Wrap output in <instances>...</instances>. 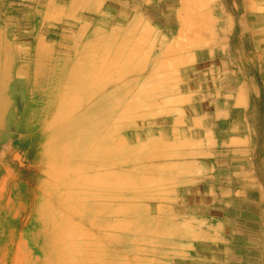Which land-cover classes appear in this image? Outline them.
Instances as JSON below:
<instances>
[{
	"label": "rangeland",
	"instance_id": "rangeland-1",
	"mask_svg": "<svg viewBox=\"0 0 264 264\" xmlns=\"http://www.w3.org/2000/svg\"><path fill=\"white\" fill-rule=\"evenodd\" d=\"M3 71L0 264H264V0H0ZM72 79L103 97L93 116ZM102 122L110 161L76 164V133L99 143ZM94 174L99 197L114 191L112 229L77 214L107 200L75 183ZM47 230L86 244L48 258Z\"/></svg>",
	"mask_w": 264,
	"mask_h": 264
},
{
	"label": "bare ground",
	"instance_id": "bare-ground-1",
	"mask_svg": "<svg viewBox=\"0 0 264 264\" xmlns=\"http://www.w3.org/2000/svg\"><path fill=\"white\" fill-rule=\"evenodd\" d=\"M126 50V49H125ZM98 52V51H97ZM114 54H113V57L114 58H116V56L117 55H119L120 53H119V50H117V48H116V50L113 52ZM58 67V66H57ZM57 67L55 68V70H57ZM85 70V69H84ZM84 72V71H83ZM84 75H85V73H84ZM53 79V78H52ZM57 80V79H56ZM72 80H74V88L72 89V91L70 90L69 92H70V94L68 95L69 96V98L70 97H74L76 100H82L83 98H85L84 99V101L88 98V97H90V98H92L91 100H90V102L92 101V100H94L92 103L93 104H90L89 105V107H87L84 111H83V115L81 116L82 118L83 117H88V116H93L96 112H97V108H96V105L98 106L99 105V103L100 104H102L103 103V97L102 98H100V97H96L95 96V93L93 92V90H89L88 92L85 90V87L80 83V80L79 79H77V80H79V81H77L76 79H72ZM14 82V81H13ZM54 82V81H53ZM72 83H73V81H72ZM13 84V83H12ZM15 84H17V83H15ZM109 84V83H108ZM107 84V85H108ZM14 86H16V88H13V86H12V88L13 89H16V91H18L19 90V88L20 87H22L21 86V82H19V84H18V86L17 85H14ZM124 86V85H123ZM127 86H129V82L128 83H126V86L125 87H127ZM129 88V87H128ZM49 89V88H48ZM102 90V89H101ZM13 91V90H12ZM91 91V92H90ZM105 91V90H104ZM44 92V94H42L43 96L45 95V97H47L48 96V90L45 88V90L43 91ZM106 92V91H105ZM113 92V91H112ZM25 93V92H24ZM89 93V94H88ZM98 93V92H97ZM114 93V92H113ZM88 94V95H87ZM100 94V93H99ZM105 94V93H104ZM109 94V93H108ZM108 94H106V95H108ZM98 95V94H97ZM110 95V94H109ZM51 96V95H50ZM88 96V97H87ZM96 98H95V97ZM52 97V96H51ZM115 97V96H114ZM44 97H42V96H40V98L38 99V101L40 102V101H42L43 102V100H45V99H43ZM117 98H119V97H117ZM19 101H21V98H19ZM47 102V101H46ZM89 102V103H90ZM241 102V101H240ZM45 103V102H44ZM118 104V103H117ZM31 106L32 107H30V109H32V111H33V113H32V124H28V122H27V119L25 118V116H24V120H25V128H28L29 130L31 129V130H36V128L38 127V122H36V119H37V117H38V115H37V113L38 112H36V109L34 108V103H32L31 104ZM88 106V105H87ZM85 107V106H84ZM83 107V108H84ZM124 108V107H123ZM29 109V110H30ZM83 110V109H82ZM81 110V111H82ZM112 110V109H111ZM43 111V110H42ZM80 111V110H79ZM80 111V112H81ZM108 111H110V109L107 107V109L105 108L104 109V112L105 113H107ZM116 112V111H115ZM127 112V111H126ZM75 114H76V112H75ZM78 114V113H77ZM80 114H82V113H80ZM29 115H31L30 114V112H28V114H26V116H28L29 117ZM77 116H79V115H77ZM72 118H73V116H71ZM70 117V119H72ZM76 117H74V119H75ZM64 119V117L62 116V114H60V113H58L57 115H56V117H55V124H57V125H60L61 124V122H62V120ZM84 119V118H83ZM103 119V118H102ZM38 120V119H37ZM85 120H87V119H85ZM76 122H78L77 120H75ZM81 121H83V120H80V122L79 123H77V124H81ZM92 121V120H91ZM74 121H71L70 123L72 124ZM88 122H90V120H88ZM84 123H85V121H84ZM52 124H53V122H52V120H48V123L46 124L47 125V127H52ZM68 124H69V122H68ZM71 124H69L70 126H71ZM74 125L76 124V123H73ZM87 126H90V123H85ZM84 124V127H85V129H86V125ZM74 125H72V127L74 126ZM101 125V126H100ZM100 125H99V129H100V135H101V133H102V129L103 130H105L104 129V126L105 125H103V122L102 123H100ZM115 125V124H114ZM66 127H68L67 125H66ZM66 127H65V129H66ZM71 127V128H72ZM75 127V126H74ZM82 128V127H81ZM64 129V130H65ZM73 129V128H72ZM125 129V128H124ZM104 133H102L103 135H102V141L101 142H99V143H95V139L92 141V140H89V141H87V138H91L92 139V137L93 136H95L94 135V132L92 131V132H86V131H83L82 130V132H79V133H76V135H75V139H81V141L79 140V141H77V142H74V145H75V147H74V150L73 149H71V151H73V153H74V155L73 154H71V156L74 158V160H75V163L76 164H78L79 162H81V165L83 164V166H84V164L86 165V164H88V166L87 167H89V166H91V167H93V163L96 165H99V167H100V165H102L103 163L105 164L107 161H110V160H108V157H102V156H100V154H101V151H102V149L104 148V147H107V145L106 144H108V143H110L109 142V140H111L110 138H112V134L111 133H109V132H105V131H103ZM119 132V131H118ZM98 135V134H97ZM117 137V136H116ZM119 137V136H118ZM120 139V138H119ZM113 140H114V142H115V139L113 138ZM113 140H111V141H113ZM94 142V143H93ZM123 143V142H122ZM68 147V146H67ZM78 147V148H77ZM113 147V146H112ZM112 147H109L110 149L112 148ZM107 149V148H106ZM110 151H114V148H112V150H110ZM66 152V151H65ZM107 153H109L108 151H107ZM113 153L114 152H110V157H111V154L113 155ZM89 154L91 155V156H89ZM68 157V156H67ZM65 158L63 161H66V163H67V159L68 158ZM111 158H113V157H111ZM62 159H63V157H62ZM76 160H78L77 162H76ZM81 160V161H80ZM88 160V161H87ZM112 160V159H111ZM63 161H62V163H63ZM68 161H69V159H68ZM112 161H114V160H112ZM84 162V163H83ZM64 165H66V164H64ZM69 166V165H68ZM79 166H80V164H79ZM79 166H77V167H79ZM109 166V165H108ZM51 167V166H50ZM65 167V166H64ZM77 167H76V169H77ZM81 167V166H80ZM86 167V166H85ZM86 167V168H87ZM110 167V166H109ZM72 169H73V167H71ZM81 168H83V167H81ZM80 169V168H79ZM97 170H98V168H96ZM113 168H111V170H112ZM115 169V168H114ZM90 170V169H89ZM94 170V169H93ZM97 170H95L96 172H97ZM100 170V169H99ZM98 170V172H100ZM110 170V169H109ZM94 172V171H93ZM81 173V172H80ZM80 173H76V174H80ZM95 173V172H94ZM106 173V172H105ZM84 174V173H83ZM96 174V176H97V173H95ZM95 174L94 175H85V176H83V177H78V175H77V177L78 178H80V179H78L77 177V181L75 182L78 186L79 185H81V187L83 188V187H86V189H95V192L97 193H99L98 194V197L100 196V192H104V191H99V187L100 188H105V189H108L107 187H101V185H105V184H103V182H102V180H99L98 178H94L95 177ZM100 174H101V172H100ZM107 174L108 173H106V176H107ZM110 174V173H109ZM101 175H103V173L101 174ZM68 176H69V174H68ZM94 176V177H93ZM98 176H99V174H98ZM109 176V175H108ZM111 178V177H110ZM110 178H105L106 179V181H108V180H110ZM111 179H113V177L111 178ZM69 181V180H68ZM72 182H69V183H71V185H73L74 184V182H73V180H71ZM115 181V180H114ZM64 182V181H63ZM104 183H105V181H104ZM68 184V183H67ZM66 184V185H67ZM108 184H109V182H108ZM70 185V184H69ZM111 185V184H110ZM109 185V186H110ZM136 186V185H135ZM80 187V186H79ZM87 187H89V188H87ZM110 190L112 189L113 190V187L112 188H109ZM68 190V189H67ZM66 190V191H67ZM83 190H84V188H83ZM70 191V190H69ZM68 191V193H70ZM85 191H87V192H90V191H88V190H85ZM63 192V191H62ZM72 192V191H71ZM74 192V191H73ZM76 192V191H75ZM78 192V191H77ZM84 192V191H83ZM59 193V192H58ZM67 193V192H66ZM93 193V196L96 198L97 197V194L96 193H94L93 191L92 192H90L89 194H88V196L86 195V197H84V195L83 196H81V197H83V199H87V198H89V199H95V198H93V196L91 195ZM114 193V191H112L111 192V194H113ZM102 194V193H101ZM110 194V192L109 193H106V197H99V198H105V199H107L106 200V202H103V203H101V202H97V203H93V201H92V204H93V206H86V204H85V202L83 203V204H85V207L83 208V204H81V205H77V206H80V207H82V210L81 209H79V207L78 208H76L77 209V214H82V211L85 209V214L83 215L84 217H87V219L88 218H91V217H93V219L91 218V223L89 222V224L91 225L92 223L94 224L93 226L95 227L96 225L98 226H101V229L102 228H107V229H109L110 227H109V224H110V226L111 227H117L118 225H117V221L115 222V221H112L113 220V216H115V215H113L114 214V208H115V206L111 203V201H112V199H113V197H112V195ZM53 195V194H52ZM104 196V195H103ZM69 197H71V196H69ZM68 197V198H69ZM78 197V196H77ZM79 198L80 200L82 199V198ZM55 198H57V196L55 197ZM68 198L66 197V199L64 200V201H67L68 200ZM75 198V197H74ZM73 198V199H74ZM79 199H78V201H79ZM82 199V200H83ZM81 200V201H82ZM90 200V201H91ZM59 202V201H58ZM86 203H88L89 204V202H86ZM90 205V204H89ZM71 206V205H70ZM118 207V206H117ZM122 208V207H121ZM117 209V211H118V208H116ZM115 209V210H116ZM79 210V211H78ZM95 210H96V212H95ZM72 211H73V209H72ZM75 211V210H74ZM117 211H115L116 212V214H117ZM53 212V211H52ZM95 212V213H94ZM99 212H101L100 214H99ZM76 214V213H75ZM102 215V216H104V218H101V217H96L97 215ZM71 216V215H70ZM73 216V215H72ZM78 218V217H77ZM57 219V218H56ZM62 220V219H61ZM90 220V219H89ZM119 220H121V219H119ZM125 220V219H124ZM77 221V220H76ZM123 221V220H122ZM116 225H114L113 223ZM126 222V221H125ZM79 223V222H78ZM118 223H119V221H118ZM82 224V223H81ZM88 224V225H89ZM96 224V225H95ZM112 224V225H111ZM76 225H78V224H76ZM121 225V224H120ZM48 226V225H47ZM54 226V225H53ZM81 226H83V225H81ZM98 226V227H99ZM72 227V226H71ZM73 227H75V226H73ZM73 227H72V229H73ZM88 227V226H87ZM92 227V226H91ZM97 227V228H98ZM109 227V228H108ZM123 227V226H122ZM119 228H120V226H119ZM119 228H117V229H119ZM59 230H60V233L59 234H61L60 236H62V237H66L65 239L67 240V241H71L72 239H71V235L72 234H74L75 233V231H74V229H73V231H72V229H71V231L72 232H70V231H68V234L70 235V238L69 239H67V233H66V229L65 230H63L61 227H59L58 228ZM57 229V230H58ZM83 229V228H82ZM81 229V230H82ZM110 229H112V228H110ZM113 229H116V228H113ZM56 230V231H57ZM68 230V229H67ZM97 231H99L98 229H97ZM83 232V231H82ZM102 233H106V231H101ZM50 234V236H48V235H46L45 234V244H44V253H45V255H47V257L49 258V256H51V257H53L54 259H57L59 256L60 257H63V258H66L68 255H69V253H68V250H67V252H66V250L65 249H71L70 248V246L71 247H74L73 249H75V248H80L81 247V249H83V245H85V244H82V243H78V242H74V243H69V245L70 246H68L67 244L66 245H64V244H61V243H58L57 242V240H55L54 238L52 239V236H53V233H55V231L54 230H51V232L50 231H48L47 230V234ZM93 233H94V231L92 232L91 231V233H90V235L92 236V237H94V239L96 238L97 239V235L96 234H94L93 235ZM99 233V232H98ZM102 233H100V235L102 234ZM110 232H108V234H109ZM112 233V232H111ZM111 233H110V235H111ZM107 234V233H106ZM114 234V233H113ZM112 234V236H110L109 235V237H110V239L111 238H113V237H115V238H117V236L116 235H113ZM64 235V236H63ZM87 236H89V234L87 235ZM91 236H89V237H91ZM103 236V235H102ZM101 236V237H102ZM105 236V235H104ZM85 237V236H84ZM99 237V236H98ZM103 238V237H102ZM101 238V239H102ZM109 239V241H111ZM63 240V239H62ZM107 240V239H106ZM113 240V242L111 241V244L112 243H116L115 241H114V239H112ZM116 240V239H115ZM108 241V240H107ZM91 242V241H90ZM98 243V242H97ZM110 243V242H109ZM109 243H108V245L107 246H109ZM90 245V243H87V245ZM91 244H93V245H97L95 242H91ZM101 244H103V243H98V245L100 246ZM110 244V245H111ZM86 245V246H87ZM104 246H105V244H103ZM117 246V245H116ZM62 249H64L63 250V253H61L62 252ZM87 249V248H86ZM88 249H89V247H88ZM92 249H93V247H92ZM94 249H97V248H94ZM76 250V249H75ZM88 253H90L89 251H87ZM90 256H91V254H89ZM85 256H87V254H85ZM100 257V256H99ZM88 259V262H91V261H93L92 259H91V261H90V258L89 257H87ZM103 258V257H102ZM83 260H81V261H84V257L82 258ZM153 259V258H152ZM49 260V259H48ZM58 261V260H57ZM78 261V260H77ZM76 261V262H77ZM80 261V260H79ZM78 261V262H79ZM86 261V260H85ZM84 261V262H85ZM96 261V260H95ZM71 262V261H70ZM73 262V261H72ZM98 262V261H97ZM100 262V261H99ZM125 262V261H124ZM123 262V263H124ZM118 263V262H117ZM75 264V263H74ZM83 264V263H82ZM85 264V263H84ZM106 264H108V263H106Z\"/></svg>",
	"mask_w": 264,
	"mask_h": 264
},
{
	"label": "crops",
	"instance_id": "crops-1",
	"mask_svg": "<svg viewBox=\"0 0 264 264\" xmlns=\"http://www.w3.org/2000/svg\"><path fill=\"white\" fill-rule=\"evenodd\" d=\"M22 37L24 38H26L27 36L26 35H22ZM74 61H72L71 63H73ZM17 63L19 64V66L22 64V63H20L19 61H17ZM7 70V66L5 67V71ZM5 71H3L2 73H0V79L1 80H6V81H9V79H10V77L8 76V74L7 73H5ZM46 71V70H45ZM34 73V72H33ZM32 73V74H33ZM32 80H34V78L32 77L31 78ZM35 80H36V76H35ZM19 82H21V86L22 87H25L24 86V84L22 83V80H21V78H20V80H19Z\"/></svg>",
	"mask_w": 264,
	"mask_h": 264
}]
</instances>
